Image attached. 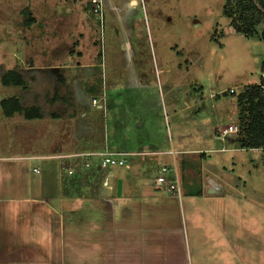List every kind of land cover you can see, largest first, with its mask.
Wrapping results in <instances>:
<instances>
[{"label": "rangeland", "instance_id": "1", "mask_svg": "<svg viewBox=\"0 0 264 264\" xmlns=\"http://www.w3.org/2000/svg\"><path fill=\"white\" fill-rule=\"evenodd\" d=\"M226 1L102 0V8L97 12L93 0H39V6H46L49 11L43 25H49L51 46L40 42L38 46L34 37V44L20 43V51L27 56L32 49L37 50L39 54L33 52L35 64L42 67L47 63L45 51L49 49L50 53L53 51L50 60L54 57L67 67L63 70L65 81L69 74L71 82L82 80L83 89H77L74 100L69 81L64 96L72 114L83 120L102 119L105 124V107L97 105L103 104L104 79L111 96L120 91V105L126 114L155 119L154 130H160L162 149L171 154L164 155L169 158L163 165L168 168L164 176L181 181L188 193L205 195L204 200L193 199L195 208L190 214L183 190L181 213L186 215L185 223L190 220L195 226L194 216L204 215L206 233L218 236L220 242L228 245L219 252L227 262L234 251L239 255L233 257L231 264H264V147H245L242 137L247 138V133L243 128L236 136L216 133L221 126L241 124L238 97L247 85L262 82L264 46L258 34L249 38L236 29L233 17L225 13ZM1 15L3 18L4 14ZM15 17L27 19L28 14ZM21 22V18L17 20V29L23 25ZM40 28L33 31L38 29L39 33ZM72 32L74 39L68 36ZM49 35L44 33L45 41ZM14 46L18 47L17 43L10 41L0 45V100L17 94L15 85L2 78L7 68L16 65ZM47 91L44 99L53 94V89ZM27 96L33 105L35 96ZM93 98L101 99L94 105ZM145 110L149 112L144 114ZM2 119L8 120L0 102V122ZM0 127V147L5 152L29 156L55 152L34 141L28 131L17 134L10 124ZM136 134L133 130L132 135ZM82 148L91 151L93 146L85 140L76 149ZM138 154H130L129 160L141 158ZM172 157L177 158L178 178L177 170L170 171ZM33 162L46 163L43 158ZM101 162V155L93 156L92 170L96 173L115 167L103 170ZM212 171L219 174L223 183L220 193L207 188V175ZM160 175L163 174L157 172L155 176ZM168 185L164 183L162 187L167 190ZM214 247H203V252H212ZM198 248L197 245L196 252ZM190 249L192 253L191 243Z\"/></svg>", "mask_w": 264, "mask_h": 264}, {"label": "crops", "instance_id": "2", "mask_svg": "<svg viewBox=\"0 0 264 264\" xmlns=\"http://www.w3.org/2000/svg\"><path fill=\"white\" fill-rule=\"evenodd\" d=\"M39 4V0H0V16L4 14L0 17V45L9 41L17 43L16 65L10 69L19 72L25 80V85L11 83L17 91L15 96L24 107L39 106L43 114L28 118L24 111H17L6 115L8 120L2 119L0 125L10 124L17 134L28 131L34 141L55 150L29 156L13 155L0 147V264H231L239 254L231 250L228 262L219 254L221 247L228 245L220 242L218 236L206 233L204 215L194 216L195 226L190 220L185 223L186 215L181 213L184 199L181 181L179 193L168 192L155 182V175L169 159L164 155H171L162 149L160 130H154L155 119L126 114L120 105V91L111 96L104 79L103 104L97 105L105 107V124L102 119L83 120L72 114L64 96L69 81L71 100H74L75 92L82 88V80L71 82L69 74L65 81L63 70L67 67L54 57L50 60L53 51L50 53L49 49L45 51L47 63L42 67L35 64L33 52L39 54L37 50L22 55L20 43H33L34 37L37 45L51 46L49 25H43L49 11ZM24 12L28 18L20 17L23 25L17 29L20 18L14 16ZM37 26L41 27L39 33H36L38 29L33 31ZM44 33L49 35L46 41ZM68 36L74 39L76 35L72 32ZM261 76L264 77V71ZM59 82L61 86L57 87ZM46 88L53 89L49 99L42 97ZM28 94L35 96L33 105L28 102ZM138 100L141 106V96ZM84 115L85 112L81 114ZM53 123L57 126H52ZM133 130L137 132L135 136ZM216 133L220 134L219 130ZM81 139L88 140L93 149H76L82 144ZM106 150L122 152L127 162L115 167L100 164L103 170L114 168L96 173L92 170L93 156ZM89 152L92 155H87ZM136 152L141 158L129 160V155ZM173 157L170 171L177 170L178 177V162ZM41 158L46 163L33 162ZM218 175L216 171L208 173L209 192H222L223 183ZM203 194L184 193L190 214L195 208L193 199L204 200ZM190 243L194 248L192 253ZM195 244L200 247L197 252ZM210 245L215 246L212 252H203V247Z\"/></svg>", "mask_w": 264, "mask_h": 264}, {"label": "trees", "instance_id": "3", "mask_svg": "<svg viewBox=\"0 0 264 264\" xmlns=\"http://www.w3.org/2000/svg\"><path fill=\"white\" fill-rule=\"evenodd\" d=\"M225 13L233 17L237 30L248 37L259 35L264 41V0H227ZM262 69L264 71V63ZM3 81L7 84L25 85L22 75L14 69L5 73ZM261 81L247 85L238 97L242 110L238 134L242 128L246 131L247 138L242 137L245 147H264V78ZM1 103L7 116L14 115L17 111H24L28 118L43 116L39 106L24 107L16 96L4 98ZM243 124H247L248 128Z\"/></svg>", "mask_w": 264, "mask_h": 264}, {"label": "built area", "instance_id": "4", "mask_svg": "<svg viewBox=\"0 0 264 264\" xmlns=\"http://www.w3.org/2000/svg\"><path fill=\"white\" fill-rule=\"evenodd\" d=\"M95 3H97V7L95 8L97 12L100 11V9L102 8V0H93ZM231 92H236L235 89H231ZM94 103H98L97 99H94ZM219 133L221 136H226V135H232V134H238L240 128H239V124H229L227 126H221L218 128ZM102 156V162L101 165L103 167H109V166H122L126 164V160L124 157H122V152H118V151H103L100 153ZM87 155H92V153H88ZM36 171H39V168L36 167L35 168ZM168 171V168L166 166H163L160 175L156 178V183L159 185H163L164 183L169 184L167 189L170 192H174V193H179L180 192V185H179V181L177 179L172 180L171 178L167 179L164 175L165 173ZM177 177V176H175ZM178 178V177H177Z\"/></svg>", "mask_w": 264, "mask_h": 264}]
</instances>
